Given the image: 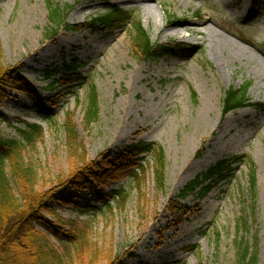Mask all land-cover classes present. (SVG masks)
Masks as SVG:
<instances>
[{
  "label": "rangeland",
  "instance_id": "1",
  "mask_svg": "<svg viewBox=\"0 0 264 264\" xmlns=\"http://www.w3.org/2000/svg\"><path fill=\"white\" fill-rule=\"evenodd\" d=\"M55 2L73 5L66 18L70 24L85 23L113 6L132 10L134 23L61 29L47 38L48 0H0L2 64L13 66L32 89H7L0 130L17 137L29 124L43 125V136L27 152L39 171L38 188L53 187L72 171L64 129L68 113L89 159L100 161L146 140L163 149L166 168L160 189L152 168L155 157L146 155L139 179L122 175L95 182L76 194L78 207L62 206L57 215L45 216L63 229H69L68 221L90 222L94 264H238L236 239L256 242L263 264L264 111L245 106L224 113L223 98L230 86L250 82L251 101L264 103V0ZM137 21L154 42L171 45L174 53L137 58L131 39ZM188 26L200 31L193 34ZM74 60L82 77L69 85V79L62 80L64 65ZM92 87L99 112L86 126ZM237 156L244 159L234 162L211 190L197 188L179 199L199 174ZM120 187L128 193L125 205L110 209L99 201L104 197L113 205L109 194ZM66 192L63 187L59 195ZM44 234L62 248L55 236Z\"/></svg>",
  "mask_w": 264,
  "mask_h": 264
},
{
  "label": "trees",
  "instance_id": "2",
  "mask_svg": "<svg viewBox=\"0 0 264 264\" xmlns=\"http://www.w3.org/2000/svg\"><path fill=\"white\" fill-rule=\"evenodd\" d=\"M70 3H59L48 0V26L45 32L47 38H52L61 29L82 30L114 29L134 23L133 11L117 6L110 7L102 13H97L82 24H70L67 15L72 8ZM133 54L139 59L161 58L172 55L175 48L169 44L154 42L140 21L133 24L131 34ZM0 43V103L8 99L7 89L19 88L26 93L32 91L31 86L16 75L13 66L3 65ZM77 61L64 65L62 80L72 82L81 78L76 73ZM49 73V72H48ZM69 76V77H68ZM250 82L240 87L230 86L223 98L224 113L245 106H253L264 111V103L252 102L248 96ZM53 86V83L51 84ZM99 112L98 98L92 87L87 95L84 112L85 125H90L97 119ZM0 115V125L2 122ZM66 145L72 171L53 187L39 189V171L36 164L27 158V152L36 147L37 140L43 136L42 125L33 123L24 129H19L17 137L6 136L0 130V264H94L97 255L96 243L91 237L93 226L90 222L83 224L68 221L69 229L59 227L49 220L45 214L57 215V209L62 206L78 207L75 203L76 194L89 191L95 182L104 184L122 175L139 179V174L146 167L143 160L146 155H154L153 173L158 188L165 187V155L162 148L154 142L136 140L119 149L115 154L106 156L103 160L89 159L82 139L79 136L75 120L68 113L64 123ZM244 159L237 156L222 159L187 183L181 190L180 198H185L197 188L209 191L216 180L230 169L234 162ZM251 189L256 194L255 175H251ZM65 187L66 196H60L59 190ZM113 205L106 198L100 197L106 207L113 209L123 206L128 197L127 191L120 187L110 194ZM176 209H179L176 206ZM89 213V208L81 209ZM63 220V219H61ZM42 228V229H40ZM44 232L55 236L62 244L59 249L51 245ZM238 264H260L257 243L249 244L237 240ZM264 264V263H263Z\"/></svg>",
  "mask_w": 264,
  "mask_h": 264
},
{
  "label": "bare ground",
  "instance_id": "3",
  "mask_svg": "<svg viewBox=\"0 0 264 264\" xmlns=\"http://www.w3.org/2000/svg\"><path fill=\"white\" fill-rule=\"evenodd\" d=\"M191 24H193V25H201V24H205L206 23V21H196V20H190L189 21ZM188 30H190L193 34H195V33H197L198 31H200V30H198L197 28H194V27H192V26H188ZM165 70H167V68L165 69ZM197 208L198 209H200V208H202L201 206H197Z\"/></svg>",
  "mask_w": 264,
  "mask_h": 264
}]
</instances>
